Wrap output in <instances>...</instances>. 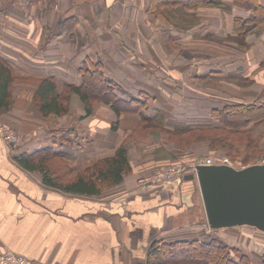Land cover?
Here are the masks:
<instances>
[{
  "label": "crops",
  "instance_id": "1",
  "mask_svg": "<svg viewBox=\"0 0 264 264\" xmlns=\"http://www.w3.org/2000/svg\"><path fill=\"white\" fill-rule=\"evenodd\" d=\"M12 1L0 0V5ZM139 1L47 0L31 5L22 16H9L21 26L12 33L14 42L0 41V59L9 63L15 77L11 107L0 114V121L17 133L18 141L6 145L0 138V253L12 251L31 264H146L148 249L155 241L211 238L215 232L222 240L236 237L240 228L212 231L208 227L197 179L186 178L193 172L147 189L139 187V180L158 168L193 162L198 149L207 157L215 152L209 150L207 142L188 148L169 139L171 132L187 128V119L197 116L198 111L214 107L186 100L181 108L179 100L171 101L177 97L171 92L174 87L163 86L168 66L178 68L179 73H173L172 78L189 91L184 95L187 99L212 98L214 75H220L223 82L232 75L241 76L243 81H264L259 47L264 42L249 43L244 58L221 60L224 68H213V60L218 59L210 57L200 59L210 68L191 72L199 58L161 57L164 47L160 43L166 30L161 31L160 20L147 8L150 0L145 11L143 6L138 8ZM260 1L264 6V0ZM221 6L229 8L226 15L231 19L226 18L222 27L225 35L220 34L225 38L238 36L234 19L249 14L229 1ZM71 16L77 24L71 35H62L58 23ZM135 19L136 27L139 22L156 27L153 34L159 38L160 47H141L151 55L157 52L154 60L142 65L130 56L132 46H123L128 39L150 43L151 35L139 34L136 39L128 35L129 30L130 34L135 32L128 28L134 26ZM263 27L251 34L262 33ZM197 28L195 25L179 35L189 55L197 54V45H206L209 35L220 36L214 33L218 28L213 25L199 36ZM245 39L250 41L252 35ZM251 50L258 53L257 59L250 55ZM96 60L103 62L106 76L116 84L118 99L127 102L138 98L145 105L140 112L145 119L140 118L138 109L118 115L102 102H93L87 114L74 96L68 113L45 118L34 100L39 83L50 79L58 89L64 84L79 85V69ZM136 64L138 73L133 69ZM147 65H157L159 72L151 74ZM227 84L225 90L231 92ZM238 89L245 92L243 87ZM120 146L126 149L129 172L119 184L93 196L47 186L40 173L25 169L18 161L20 155L40 149H46L45 157L50 159L60 152L61 158L56 160L77 174L98 160L112 157ZM65 176L68 178L67 173Z\"/></svg>",
  "mask_w": 264,
  "mask_h": 264
},
{
  "label": "trees",
  "instance_id": "2",
  "mask_svg": "<svg viewBox=\"0 0 264 264\" xmlns=\"http://www.w3.org/2000/svg\"><path fill=\"white\" fill-rule=\"evenodd\" d=\"M41 1L45 2L47 0H29V3L36 4ZM223 1H229L249 14L246 18L236 17L234 19V30L238 35L247 34L264 26V6L260 0H152L153 4L151 3L149 11L153 17L166 20V16L161 12L162 8L165 10V8L180 6L182 10H195L199 7L219 6ZM170 13H168L169 18L172 16V13ZM76 24V18L71 16L59 22L58 28L62 35H71ZM79 74V85L64 84L58 89L56 83L50 79L42 80L39 83L34 100L45 118H56L68 113L71 99L74 96L83 105L87 114L90 113L93 102H102L109 105L118 115L138 109L137 113L140 118L145 119L140 113L141 108H145V105L138 98H131L129 101L124 102L116 97L114 91L117 86L106 76L102 61H87L86 65L79 69ZM14 81L12 67L6 60L1 58L0 114L11 107ZM211 114H213L211 119H217L220 123L219 126H189L187 130L181 128L180 137L190 138L189 144L205 140L211 150L236 152L237 147L235 144L229 142L225 136L218 137L211 133L237 134L240 131L236 129V126L241 121L244 120L240 125L246 126L253 121L264 119V103L258 106L227 105L221 110H213ZM249 143L245 144L247 148L252 149L255 147V145L252 146ZM46 154H48L46 149H40L32 154L20 155L18 161L25 169L40 173L43 183L47 186L67 193L85 196L97 195L102 190L119 184L123 175L129 172L127 152L123 146H120L112 157L98 160L92 166L77 174H71L65 163L56 160L61 158L62 154L60 152L53 154L54 159L45 157ZM66 173L68 178L65 176ZM234 255L237 257H234ZM250 263L247 255L240 253L238 249L229 247L217 237L155 241L149 247L146 256V264ZM260 264H264V251L260 258Z\"/></svg>",
  "mask_w": 264,
  "mask_h": 264
},
{
  "label": "rangeland",
  "instance_id": "3",
  "mask_svg": "<svg viewBox=\"0 0 264 264\" xmlns=\"http://www.w3.org/2000/svg\"><path fill=\"white\" fill-rule=\"evenodd\" d=\"M23 1V0H22ZM147 0H140L138 2V8L140 6H143V10L145 9ZM149 2L153 4V2ZM148 3V2H147ZM14 5H21V8H14ZM31 3H29V0H25L21 2L20 0H14L12 2L6 3V5H0V41H4V43H10L14 42V37L13 31L15 29H20L19 27L21 26L20 24L16 23L13 21L9 16H14V15H19L22 16L24 15L25 12H29V8L31 7ZM150 6V5H149ZM148 9L150 7H147ZM236 8V6H235ZM238 8V7H237ZM145 11V10H144ZM189 12V13H185ZM192 11V12H191ZM194 11V12H193ZM227 11H230L227 6H215V7H199L195 10H186L180 7V6H175L173 8H169L165 10L162 8L161 12L163 13L164 16H166V20L156 18L160 20L159 22V27H162V32L163 30H166L162 34V43L160 45H163L164 47V54L161 56L162 58L167 59H175V58H186V59H191V58H199V61H197L198 65L193 66L192 71H205L206 69L210 68V65H208V62L202 63L200 59L205 60L208 58L215 59L217 58L218 60H213L216 61L212 62L215 64V66H212L213 68H224L225 66L221 65V60L225 59H240L244 58L245 52H249L248 47H250V44L253 45H259L262 41L264 42V30H261L262 33H252L253 30L247 34L244 35H238V36H228L224 37L222 34H220L219 31L222 30V27L225 25V21L227 23V19H231V17H227L226 14H229ZM160 12V13H161ZM171 12L170 14L172 16H168V13ZM184 12V13H183ZM169 14V15H170ZM152 15V14H151ZM153 16V15H152ZM230 16L232 14L230 13ZM168 17V18H167ZM155 18V17H154ZM142 20V18H141ZM140 18L137 19V21H141ZM134 20V26L132 25L131 27H128L132 30H135V32H132L130 34V30L128 32V35L132 37L133 39H136L135 37L138 36L139 34L148 36L151 35V39L149 40L150 43L143 44L142 43H137L136 41H130L129 39L127 40V43H124V47L127 46V48H130V45L132 46L131 48V53L130 56H132L133 59H139L140 64H145L148 63L151 60H154L157 55L156 51H152L154 55H151L150 53H146V50L141 49L144 45H156L154 48L160 47L158 44L159 38L158 35L153 34L154 26H144L143 22H139V26L136 27ZM144 21V20H142ZM165 23V24H164ZM197 26L198 31L197 34L198 36L201 34L202 31H205L208 29L209 26L213 25L214 27H217L218 29L214 30L215 34H219L220 36L215 38L212 35H209V38L207 40L206 45H197L199 47V51L197 54H191L187 53L184 49V46L182 42L179 41V35L182 32H185L186 30H189L193 26ZM121 27V26H120ZM264 29V27H263ZM223 35H225L224 31ZM250 34L252 35V39L249 41L245 39L247 35ZM178 35V36H177ZM216 36V35H215ZM178 39V41H177ZM26 40V39H24ZM27 41V40H26ZM263 45L259 46L261 47V58H264V43H261ZM185 45H190V44H185ZM119 47L122 45H118ZM243 46L241 49L240 47ZM181 48V51H180ZM246 49V51H245ZM250 55L254 56L256 59L259 57L258 53L255 50L250 51ZM129 56V54H128ZM225 63V62H224ZM222 63V64H224ZM139 64H136L133 69L134 72L138 73L137 69H139ZM146 69L151 73V74H156L159 72V68L157 65H147ZM178 68L168 66L169 72H166L165 76V81L166 83L163 84L166 87H174L171 91L172 94L176 95V98H172L171 101H177L179 100V106L181 108H184L183 106H186L185 101L188 100L189 102H196L198 105H206L214 107V109H209L208 111H198L197 116L187 119L190 122L189 126H219L220 123L217 121V119H211L213 116L212 111L213 110H221L222 108L231 105H245V106H258L262 105L264 103V81H259V82H250L248 79L246 81H243V78L241 76L237 77L232 75L229 77V81L223 82L221 79H223L220 75H214L213 76V97L212 98H202V97H190L191 99H187L184 95H187L188 90L184 89V85L179 86L178 83L172 78L173 73L177 75L179 73ZM137 70V71H136ZM189 70V68H188ZM181 73V72H180ZM189 73V72H188ZM182 74V73H181ZM245 80V79H244ZM228 83V84H227ZM229 86L230 91H226V85ZM164 86V88H165ZM200 87V85H199ZM240 87H243L245 89V92H241V89H238ZM224 89V90H223ZM228 95V96H221V95ZM256 119V118H255ZM241 122H244L241 121ZM240 122V123H241ZM236 126L237 130L240 131L237 134H230L226 132H217V133H211L214 136H225L229 142L235 144L237 147L236 152L233 151H215L210 157H207L203 155L202 149H198L199 155L193 159V162L204 160L206 158H211L213 160H222L226 159L228 161V165L235 167V168H242L245 166H249L252 164H260L264 163V119L261 120H256L251 123H248L246 126L240 125ZM189 126L186 125V130L189 128ZM173 135L168 136L170 140H172L174 143H176L179 146H184L188 148H192L191 146L196 144L192 143L189 144V139L186 136L180 137L181 135V130H175L171 132ZM210 133V132H209ZM179 135V136H178ZM200 142V141H199ZM198 142V143H199ZM201 142H207L205 140ZM252 144V146L255 145L252 149H249L246 147L245 144ZM208 143V142H207ZM209 150H211L209 148ZM193 162H190L188 164L184 162H178L173 165H179L183 166L188 169V166L191 165ZM159 169V168H158ZM194 172V171H193ZM152 173V172H151ZM150 173V174H151ZM149 175V174H148ZM235 228H240L237 230L238 232L236 233V237H224L225 240H222L224 243H226L229 247L238 249L240 253H243L247 255V257L250 260V264H260V258L262 255V252L264 251V233L255 230L253 228L243 226V227H235ZM224 230V229H222ZM212 231H219V230H212ZM229 233V232H228ZM201 237V236H200ZM214 237H218V234H214ZM243 237V239H241ZM203 239V238H202ZM234 257H237L234 255Z\"/></svg>",
  "mask_w": 264,
  "mask_h": 264
},
{
  "label": "water",
  "instance_id": "4",
  "mask_svg": "<svg viewBox=\"0 0 264 264\" xmlns=\"http://www.w3.org/2000/svg\"><path fill=\"white\" fill-rule=\"evenodd\" d=\"M194 177L210 230L247 226L264 233V163L196 165L186 178Z\"/></svg>",
  "mask_w": 264,
  "mask_h": 264
},
{
  "label": "built area",
  "instance_id": "5",
  "mask_svg": "<svg viewBox=\"0 0 264 264\" xmlns=\"http://www.w3.org/2000/svg\"><path fill=\"white\" fill-rule=\"evenodd\" d=\"M0 138L6 145L15 144L18 141L17 133L6 124L0 121ZM226 159L213 160L206 158L204 160L193 162L188 169L179 165H169L156 169L151 174L143 176L139 180V187L147 189L150 186L160 185L177 177H183L189 172H193L196 165H214L226 164ZM0 264H31V261L12 251H4L0 253Z\"/></svg>",
  "mask_w": 264,
  "mask_h": 264
}]
</instances>
